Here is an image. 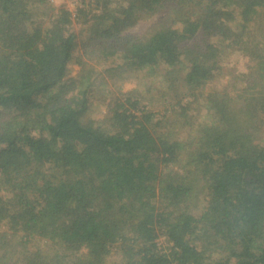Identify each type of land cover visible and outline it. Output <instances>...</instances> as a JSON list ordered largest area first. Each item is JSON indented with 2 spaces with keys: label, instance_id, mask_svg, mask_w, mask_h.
<instances>
[{
  "label": "trees",
  "instance_id": "obj_1",
  "mask_svg": "<svg viewBox=\"0 0 264 264\" xmlns=\"http://www.w3.org/2000/svg\"><path fill=\"white\" fill-rule=\"evenodd\" d=\"M263 129L264 0H0V264H264Z\"/></svg>",
  "mask_w": 264,
  "mask_h": 264
},
{
  "label": "rangeland",
  "instance_id": "obj_2",
  "mask_svg": "<svg viewBox=\"0 0 264 264\" xmlns=\"http://www.w3.org/2000/svg\"><path fill=\"white\" fill-rule=\"evenodd\" d=\"M55 4L65 5L69 9L75 11L77 0H55ZM148 25H149L148 22L140 23L137 27L132 29L130 33L135 34V35L142 34L146 30ZM232 61L234 65H236L239 69L244 70L246 68L247 59L243 57L242 55H239V54L234 55L232 57ZM78 71H79V67L76 64L72 65L71 75L77 76ZM155 78L157 77L149 76L146 71L139 73L138 76L127 75V79H124V80H121L120 78V80L116 82V85L109 78L107 79L109 82V85L108 83L107 84L104 83L103 85H105L106 89L103 90L102 92H104L106 95L109 91V88L116 89L118 87L123 92L134 91L133 93L134 95L140 93V95L143 96V101L146 103L147 101L151 99L157 100L156 106H152V107H154L155 110L158 113H160L164 109L160 101V96H159L160 88L158 89V87H161V82ZM95 91L98 93H96V97L94 98V101L92 102V105L90 106V116L93 118H100L103 116L106 106L102 104L99 98L101 97L100 88L96 89ZM98 98L99 100H97ZM260 139L262 142L264 141V129L262 131V134L260 135ZM157 244L160 248L164 249V251H167L169 247L171 246V244L166 239L165 235H160L157 238Z\"/></svg>",
  "mask_w": 264,
  "mask_h": 264
}]
</instances>
